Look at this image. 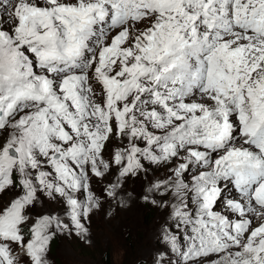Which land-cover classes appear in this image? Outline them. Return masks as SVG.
Returning <instances> with one entry per match:
<instances>
[{
	"label": "snow or ice",
	"instance_id": "1",
	"mask_svg": "<svg viewBox=\"0 0 264 264\" xmlns=\"http://www.w3.org/2000/svg\"><path fill=\"white\" fill-rule=\"evenodd\" d=\"M142 177L151 264H264V0H0V264Z\"/></svg>",
	"mask_w": 264,
	"mask_h": 264
},
{
	"label": "rangeland",
	"instance_id": "2",
	"mask_svg": "<svg viewBox=\"0 0 264 264\" xmlns=\"http://www.w3.org/2000/svg\"><path fill=\"white\" fill-rule=\"evenodd\" d=\"M147 179L128 181L126 187L132 198L124 197V206L104 203L93 212L86 222L87 240L74 234L54 237L48 256L50 264H151L149 254L157 244L162 214L157 207L139 198L147 187ZM100 187L94 185V192L99 194ZM10 198V191L0 193V203Z\"/></svg>",
	"mask_w": 264,
	"mask_h": 264
},
{
	"label": "bare ground",
	"instance_id": "3",
	"mask_svg": "<svg viewBox=\"0 0 264 264\" xmlns=\"http://www.w3.org/2000/svg\"><path fill=\"white\" fill-rule=\"evenodd\" d=\"M152 232V231H151ZM154 234H155V232H154Z\"/></svg>",
	"mask_w": 264,
	"mask_h": 264
},
{
	"label": "trees",
	"instance_id": "4",
	"mask_svg": "<svg viewBox=\"0 0 264 264\" xmlns=\"http://www.w3.org/2000/svg\"><path fill=\"white\" fill-rule=\"evenodd\" d=\"M107 262V261H106Z\"/></svg>",
	"mask_w": 264,
	"mask_h": 264
}]
</instances>
